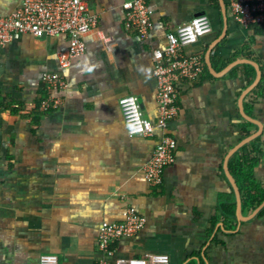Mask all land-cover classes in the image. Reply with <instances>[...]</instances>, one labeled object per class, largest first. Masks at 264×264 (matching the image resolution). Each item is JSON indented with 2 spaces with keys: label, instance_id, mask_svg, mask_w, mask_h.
Segmentation results:
<instances>
[{
  "label": "crops",
  "instance_id": "obj_1",
  "mask_svg": "<svg viewBox=\"0 0 264 264\" xmlns=\"http://www.w3.org/2000/svg\"><path fill=\"white\" fill-rule=\"evenodd\" d=\"M86 1L97 24L68 67L58 62L69 43L65 34H24L0 47V264H39L45 253L58 264H97L104 257L100 224L120 221L129 206L144 225L113 242L110 262L165 253L169 264H264V199L252 205L242 198V182L264 185V32L241 27L227 0L224 8L219 0H145L152 27L141 39L124 28L128 0ZM22 2L0 0V16ZM198 13L209 16L211 31L184 51L200 55L208 73L177 84L179 110L167 127L175 159L153 186L142 167L160 130L129 136L118 99L134 95L143 116L156 121L152 51ZM207 55L215 71L235 59L254 61L260 78L245 94L254 66L239 63L216 76ZM245 64L254 69L250 81ZM46 72L65 81L53 92L58 106L47 112L39 104ZM239 162L246 179L238 180Z\"/></svg>",
  "mask_w": 264,
  "mask_h": 264
},
{
  "label": "built area",
  "instance_id": "obj_2",
  "mask_svg": "<svg viewBox=\"0 0 264 264\" xmlns=\"http://www.w3.org/2000/svg\"><path fill=\"white\" fill-rule=\"evenodd\" d=\"M233 19L243 28H259L264 32V0H227ZM124 28L134 31L141 39H146L152 27L151 11L145 0H128L123 4ZM97 24V17L90 13L86 0H23L22 5L7 16H0V47L18 39L24 34L34 37L65 34L69 39L66 49L58 53L62 68L86 50L83 35ZM211 31V21L207 14L198 13L189 21L166 32V44L152 51L153 75L157 82V119L152 122L143 116L134 95H123L118 99L123 123L129 136L153 135L160 130L159 139L150 158L142 167L145 180L153 186L162 181L164 169L175 159L176 141L167 131L168 123L178 113L177 84L181 80L195 81L204 70L203 59L198 54H186L184 47L196 42ZM99 37L108 42L109 37L98 31ZM41 80L47 91L40 108L47 112L59 104L54 91L65 86L64 77L59 73H43ZM144 225V217L129 206L120 221H103L98 228L97 246L104 255L97 264H169L165 253L144 256L116 257L112 262L113 242L122 237H130ZM39 264H58L55 254L40 256Z\"/></svg>",
  "mask_w": 264,
  "mask_h": 264
},
{
  "label": "trees",
  "instance_id": "obj_3",
  "mask_svg": "<svg viewBox=\"0 0 264 264\" xmlns=\"http://www.w3.org/2000/svg\"><path fill=\"white\" fill-rule=\"evenodd\" d=\"M221 66H215V68H221ZM242 68L245 69L249 73L248 81H250L251 77H252V75L254 73L253 67L248 65V64H245V65L242 66ZM204 72L208 73L205 65H204ZM42 99L40 100L39 104L41 103ZM242 153H243L242 157L244 158V162H245V161L248 160L247 156L249 155V152H247L246 148H242ZM250 159H249L250 161H253V162L256 161L255 158H250ZM241 165H242V163L239 162L238 165H237V168H238L237 170L238 171H237V173L235 172L238 175V180H240L241 178L242 179H246L245 178L246 174L242 170ZM242 189H243L242 198H243L244 202L248 201L250 204L255 205V204L259 203L260 201H262L264 199V185L261 186V185H256V184H253V183L252 184H250V183H246L245 184V182L244 183L242 182Z\"/></svg>",
  "mask_w": 264,
  "mask_h": 264
},
{
  "label": "water",
  "instance_id": "obj_4",
  "mask_svg": "<svg viewBox=\"0 0 264 264\" xmlns=\"http://www.w3.org/2000/svg\"><path fill=\"white\" fill-rule=\"evenodd\" d=\"M220 3H221V6L224 8V1L223 0H219ZM205 63L209 69V71L211 72L212 75H216V76H221L223 75L227 70H229L232 66L236 65V64H239V63H249V64H252L254 66V68L256 69V78L254 79V81L247 87L246 91H245V94L251 90L255 85L256 83L258 82L259 78H260V70L258 68V65L254 62V61H251V60H248V59H235L233 61H231L230 63H228L223 69H221L220 71H215L214 68L212 67V64L210 62V59L208 57V55L206 56L205 58ZM250 138H247L244 140V142L250 140ZM243 142V143H244ZM228 176V179L230 180L231 182V185L235 191V194H236V200H237V204L238 206L240 207V203H241V199H240V193H239V190L233 180V178L227 174ZM264 204V201L261 203V205Z\"/></svg>",
  "mask_w": 264,
  "mask_h": 264
}]
</instances>
